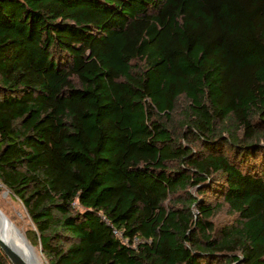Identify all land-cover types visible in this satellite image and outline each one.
I'll return each instance as SVG.
<instances>
[{"label": "trees", "instance_id": "trees-1", "mask_svg": "<svg viewBox=\"0 0 264 264\" xmlns=\"http://www.w3.org/2000/svg\"><path fill=\"white\" fill-rule=\"evenodd\" d=\"M0 181L47 264H264V0H0Z\"/></svg>", "mask_w": 264, "mask_h": 264}, {"label": "rangeland", "instance_id": "rangeland-1", "mask_svg": "<svg viewBox=\"0 0 264 264\" xmlns=\"http://www.w3.org/2000/svg\"><path fill=\"white\" fill-rule=\"evenodd\" d=\"M178 106H180V104ZM0 209L15 225L18 223L19 225L17 226L26 235V231L32 226V223L27 216V212L23 204L12 196L10 191L5 186H2L0 189ZM215 221L218 225L229 224L232 221L231 213L224 209L215 217ZM35 248L41 253L40 246H35ZM45 263L47 264L46 261Z\"/></svg>", "mask_w": 264, "mask_h": 264}, {"label": "bare ground", "instance_id": "bare-ground-1", "mask_svg": "<svg viewBox=\"0 0 264 264\" xmlns=\"http://www.w3.org/2000/svg\"><path fill=\"white\" fill-rule=\"evenodd\" d=\"M0 235L20 256L25 264H46L42 254L30 243L25 233L9 218L0 215Z\"/></svg>", "mask_w": 264, "mask_h": 264}, {"label": "water", "instance_id": "water-1", "mask_svg": "<svg viewBox=\"0 0 264 264\" xmlns=\"http://www.w3.org/2000/svg\"><path fill=\"white\" fill-rule=\"evenodd\" d=\"M0 215L7 220V215L0 209ZM28 239V237H26ZM29 240V239H28ZM30 241V240H29ZM31 242V241H30ZM32 244V242H31ZM33 245V244H32ZM34 246V245H33ZM0 247L10 259L12 264H25L15 250L9 245L7 240L0 235Z\"/></svg>", "mask_w": 264, "mask_h": 264}, {"label": "built area", "instance_id": "built-area-1", "mask_svg": "<svg viewBox=\"0 0 264 264\" xmlns=\"http://www.w3.org/2000/svg\"><path fill=\"white\" fill-rule=\"evenodd\" d=\"M2 186H4V185H3L2 182L0 181V189H1Z\"/></svg>", "mask_w": 264, "mask_h": 264}]
</instances>
